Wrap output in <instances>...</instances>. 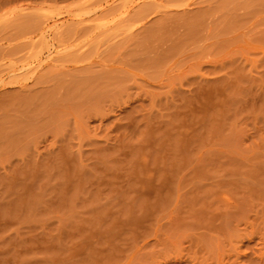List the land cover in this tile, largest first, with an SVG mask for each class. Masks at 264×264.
<instances>
[{"label": "rangeland", "instance_id": "obj_1", "mask_svg": "<svg viewBox=\"0 0 264 264\" xmlns=\"http://www.w3.org/2000/svg\"><path fill=\"white\" fill-rule=\"evenodd\" d=\"M47 111L0 264H264V0H0V143Z\"/></svg>", "mask_w": 264, "mask_h": 264}, {"label": "crops", "instance_id": "obj_2", "mask_svg": "<svg viewBox=\"0 0 264 264\" xmlns=\"http://www.w3.org/2000/svg\"><path fill=\"white\" fill-rule=\"evenodd\" d=\"M44 113L33 117L28 113L21 114L19 118L24 121L25 126L17 128L15 136L20 140V146H5L0 143V182L32 179L30 175L38 173L39 169L54 175L53 166L49 163V159H53L55 155L54 134L49 131L52 116L48 111ZM53 178L54 176L50 177Z\"/></svg>", "mask_w": 264, "mask_h": 264}]
</instances>
